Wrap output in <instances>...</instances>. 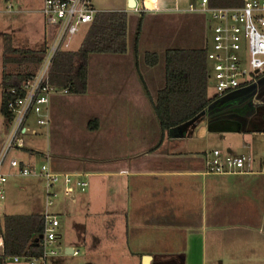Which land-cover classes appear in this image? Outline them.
I'll return each mask as SVG.
<instances>
[{
  "label": "crops",
  "instance_id": "0c3cea01",
  "mask_svg": "<svg viewBox=\"0 0 264 264\" xmlns=\"http://www.w3.org/2000/svg\"><path fill=\"white\" fill-rule=\"evenodd\" d=\"M5 1L7 9L18 6L14 13L30 17L29 28L21 35L40 33L43 0ZM92 4L96 11L126 13V51L89 54L85 92L51 93L47 127L38 125L35 115L29 117L16 152L23 165L36 169L48 157L50 170L58 176L52 189L57 204L51 214L59 220L62 252H83L85 264H144L145 256L147 264H264L260 226H264V162L256 164L248 156L241 172L215 174L207 171L205 158L213 149L232 155L238 145L250 155L259 150L256 141L264 137V70L256 85L221 98L214 96L207 79L210 109L181 134L164 137L152 152L161 139L152 101L165 85V52L209 47V14L202 10L201 0L148 1L146 10L135 8L141 0H92ZM141 15L135 56L133 42ZM5 31L19 33L11 24ZM81 41L69 50L78 49ZM146 52L157 53V64H146ZM1 92L0 150L7 131ZM222 142L225 146L219 148ZM67 186L71 191L65 193ZM9 191L21 196L18 201L25 213L6 212L16 207L15 200L4 202ZM45 191L43 176L12 171L0 200V224L6 214L50 213ZM61 218L73 230L64 238ZM0 240V264H29L26 256L17 261L4 256L1 231Z\"/></svg>",
  "mask_w": 264,
  "mask_h": 264
},
{
  "label": "built area",
  "instance_id": "2783aa9c",
  "mask_svg": "<svg viewBox=\"0 0 264 264\" xmlns=\"http://www.w3.org/2000/svg\"><path fill=\"white\" fill-rule=\"evenodd\" d=\"M148 1L154 0H141V5L135 8L148 9L145 6ZM201 5L202 10L209 14L208 28L212 31L211 43L205 50L208 85L212 87L214 96L221 98L236 89L257 83V75L264 70V0H244L241 6L223 7H210L208 0H201ZM96 12L92 0H43V59L35 73L23 81L20 90H10L12 97L7 102L12 119L0 150V200L5 197L4 184L14 171L23 176H43L46 206L52 205V189L58 176L50 170L48 157L47 162L36 169L23 165L16 151L22 145L31 115H35L38 125L47 127L49 95L55 91L67 92L65 88L59 89L49 83L53 60L58 52L69 50L81 26L89 25ZM212 19L217 21L213 26L210 24ZM205 158L207 171L215 174L241 172L248 161L245 156L223 155L217 149L208 152ZM70 180L65 175L64 181L69 183ZM70 191V187H65V193ZM58 226L56 214L46 212L43 215L42 252L39 256L26 257L29 264H48V257L62 251L58 243ZM19 257L11 258L17 261Z\"/></svg>",
  "mask_w": 264,
  "mask_h": 264
},
{
  "label": "trees",
  "instance_id": "16d2710c",
  "mask_svg": "<svg viewBox=\"0 0 264 264\" xmlns=\"http://www.w3.org/2000/svg\"><path fill=\"white\" fill-rule=\"evenodd\" d=\"M244 0H208L210 7L241 6ZM142 15L137 23L133 42L137 44ZM126 13L124 11H97L76 50H63L55 56L49 74V83L65 88L69 93H84L87 79V58L91 53H124L126 51ZM2 57L1 113L8 129L12 114L7 108L11 89L20 90L23 81L31 77L43 59L45 43L37 48L5 45ZM145 62L153 66L158 62L154 52L145 53ZM7 67V68H6ZM144 85V84H143ZM145 87V86H144ZM147 92V89H145ZM148 94V92H147ZM207 61L205 49H168L165 52V85L157 93L152 108L158 120L161 139L151 149L155 151L171 128L196 121L208 107ZM96 123V121H93ZM193 124V123H191ZM0 231L3 238V255L7 257L39 256L42 252L43 215L6 214Z\"/></svg>",
  "mask_w": 264,
  "mask_h": 264
},
{
  "label": "rangeland",
  "instance_id": "374dc122",
  "mask_svg": "<svg viewBox=\"0 0 264 264\" xmlns=\"http://www.w3.org/2000/svg\"><path fill=\"white\" fill-rule=\"evenodd\" d=\"M9 9V8H8ZM6 8V1L5 0H0V24L3 25V28L0 26V72L3 69V64H2V57L5 54H9V53H5V45L10 42L13 47H18V48H36L38 47V45L41 42H44V33H45V29L44 26L42 25V27H40L38 35L32 36L31 34H27L26 36L21 35L23 30H26L28 27V23L30 22L29 20V16L27 14H22L21 12L18 13H14L17 12L16 10H18V6L13 5V8H10L8 10ZM10 11V12H8ZM14 11V12H13ZM216 20L212 19L211 21V25L213 26L214 24H216ZM38 23V19L35 22H32V26H31V30H33V25H36ZM12 25L14 26V28H17L19 33L16 34H12L9 33L7 31H5L4 33V27L8 26V25ZM85 26H81L79 33H77V35L74 36L73 40L71 41V46L70 48H76L79 44V42L82 39V36L84 35L85 32ZM210 37H212V31L210 30ZM23 36V37H22ZM48 37V35H47ZM4 40V41H3ZM244 51V48H242V53ZM7 68V67H6ZM1 89V86H0ZM212 91V89H211ZM33 116V115H31ZM30 116V117H31ZM0 126H1V122H0ZM27 136V135H25ZM263 139L261 141H256L257 144H259L257 147H259V150H253V154L250 155L249 154V150L246 149V147L238 145L237 148H234L230 154L234 155V156H239V155H244L247 159L248 156H250V158L255 159V163L259 164L260 160L261 162H264V137H262ZM227 143V141H225V144ZM255 143V144H256ZM224 142H222L221 144H219V148H223ZM225 146V145H224ZM226 148V147H225ZM17 152V151H16ZM229 153V152H228ZM19 156H22V153H19ZM40 164V163H39ZM26 178H12L11 180H23ZM20 195L19 196H14V192L13 191H9L6 193V200L4 201L5 203L8 202L10 203V201H16V207L13 206L11 208H7V213H25L26 210L22 209L21 203L20 201ZM55 204H57L56 198L52 199V205L47 206L48 211L51 213V210L53 211V208L55 207ZM61 224H60V231L62 232V236L63 238L65 236H69L73 233V230L69 227V226H65L64 222H65V218H61ZM261 228H264V226L261 224L260 225ZM259 227V226H258ZM255 227V228H258ZM256 235V234H255ZM64 245V244H63ZM85 254L83 252H81L79 255H73V254H66L64 253V251H61V254L57 255V256H50L48 257V264H85ZM127 263V262H125Z\"/></svg>",
  "mask_w": 264,
  "mask_h": 264
},
{
  "label": "water",
  "instance_id": "95a60500",
  "mask_svg": "<svg viewBox=\"0 0 264 264\" xmlns=\"http://www.w3.org/2000/svg\"><path fill=\"white\" fill-rule=\"evenodd\" d=\"M257 83H258V81H257ZM255 85H256V83H255ZM210 107H211V105H209V106H208V107H207V108H206L201 114L206 113V112L210 109ZM198 118H199V117H198ZM192 122H193V120H192V121H189V122L186 123V124H183V125H180V126H177V127L171 128V129L169 130V137H174V135H176L177 133L181 134V133H182V129H183L186 125L191 124ZM67 252H68V253H71V249L69 248ZM148 259H149L148 256H145V257L143 258V260H144V264H147Z\"/></svg>",
  "mask_w": 264,
  "mask_h": 264
}]
</instances>
